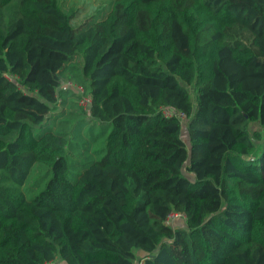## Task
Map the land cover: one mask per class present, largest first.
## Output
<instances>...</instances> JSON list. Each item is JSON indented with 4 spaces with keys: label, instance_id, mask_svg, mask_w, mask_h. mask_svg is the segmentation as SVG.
<instances>
[{
    "label": "trees",
    "instance_id": "1",
    "mask_svg": "<svg viewBox=\"0 0 264 264\" xmlns=\"http://www.w3.org/2000/svg\"><path fill=\"white\" fill-rule=\"evenodd\" d=\"M72 17L0 0V264H264V0Z\"/></svg>",
    "mask_w": 264,
    "mask_h": 264
},
{
    "label": "rangeland",
    "instance_id": "2",
    "mask_svg": "<svg viewBox=\"0 0 264 264\" xmlns=\"http://www.w3.org/2000/svg\"><path fill=\"white\" fill-rule=\"evenodd\" d=\"M60 5L64 11L73 15L70 20V23L73 27H77L80 23H82L87 18H92L94 21L101 19L105 16L106 11L110 6V0H60ZM80 59V64H82V57L78 56ZM189 95L192 100H194V93L192 87H186ZM62 108L58 106L57 110L51 111L48 115H54V113H58ZM186 123L181 125V138L184 140L186 145L188 146V136L187 130L185 127ZM97 149V148H96ZM100 154L98 155V157ZM185 175L192 179V175L184 172ZM173 227L184 226V220L182 219H174L173 221L168 222ZM143 253L141 251L136 252L135 260L133 264H137L143 258ZM59 264H64L62 261H58Z\"/></svg>",
    "mask_w": 264,
    "mask_h": 264
},
{
    "label": "built area",
    "instance_id": "3",
    "mask_svg": "<svg viewBox=\"0 0 264 264\" xmlns=\"http://www.w3.org/2000/svg\"><path fill=\"white\" fill-rule=\"evenodd\" d=\"M6 78L11 80L13 77L11 75H6ZM61 88H70L73 91H75V93L78 94V99H77V104L79 107H81L84 111H89L90 106H91V98L84 93V90L82 89L81 86L77 85L76 83H74L73 81H64L61 83ZM161 112L163 114V116L165 118H170V117H175L176 119H178V121L183 124L186 123V116L183 112H179V111H174L172 109L169 108H162ZM182 219L184 220V214L180 213V212H171L168 217H167V221H173L174 219ZM47 264H54L53 262H48ZM141 264V262L139 263Z\"/></svg>",
    "mask_w": 264,
    "mask_h": 264
}]
</instances>
